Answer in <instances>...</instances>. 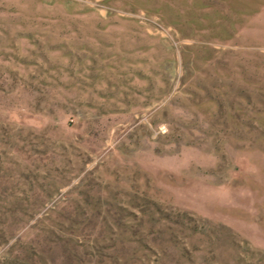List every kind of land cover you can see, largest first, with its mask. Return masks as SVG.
<instances>
[{
	"label": "rangeland",
	"instance_id": "rangeland-1",
	"mask_svg": "<svg viewBox=\"0 0 264 264\" xmlns=\"http://www.w3.org/2000/svg\"><path fill=\"white\" fill-rule=\"evenodd\" d=\"M0 264H264V0H0Z\"/></svg>",
	"mask_w": 264,
	"mask_h": 264
}]
</instances>
